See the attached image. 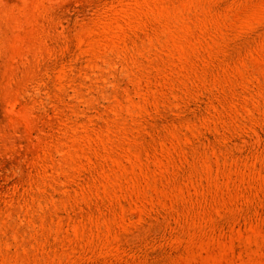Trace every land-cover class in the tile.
Listing matches in <instances>:
<instances>
[{"label": "rangeland", "instance_id": "1", "mask_svg": "<svg viewBox=\"0 0 264 264\" xmlns=\"http://www.w3.org/2000/svg\"><path fill=\"white\" fill-rule=\"evenodd\" d=\"M0 264H264V0H0Z\"/></svg>", "mask_w": 264, "mask_h": 264}]
</instances>
